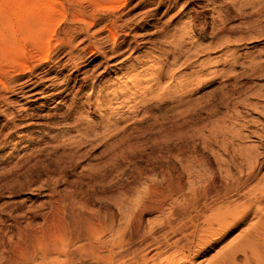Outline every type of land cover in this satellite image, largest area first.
<instances>
[{"label": "rangeland", "instance_id": "rangeland-1", "mask_svg": "<svg viewBox=\"0 0 264 264\" xmlns=\"http://www.w3.org/2000/svg\"><path fill=\"white\" fill-rule=\"evenodd\" d=\"M51 1L56 16L51 36L44 35L50 61L34 72L46 74L40 86L27 94L31 87L19 76L10 91L0 87L8 104L0 102V262L17 230L66 241L57 225L70 209L113 218L104 239L123 232L125 249L136 252L152 229L156 237L163 232L168 201L159 211L135 210L141 200H162V175L180 180L183 193L209 181L221 185L230 174L244 180L249 167L241 154L249 151L256 167L247 188L217 204L213 230L170 264H264V14H254L251 3L241 15L231 0ZM5 2L0 29L12 34L15 4ZM194 5L221 17L196 16ZM116 18L115 38L103 28ZM83 20L91 24L86 30ZM21 45L45 50L38 42ZM7 67L0 60V79L8 78ZM96 96H105L100 106ZM105 112L108 123L100 120ZM129 191L133 196H119ZM119 202L127 203L124 213Z\"/></svg>", "mask_w": 264, "mask_h": 264}, {"label": "bare ground", "instance_id": "bare-ground-1", "mask_svg": "<svg viewBox=\"0 0 264 264\" xmlns=\"http://www.w3.org/2000/svg\"><path fill=\"white\" fill-rule=\"evenodd\" d=\"M2 1L3 3L5 1H7L5 3H8L9 1V3L12 2L15 4L14 7L12 6V9L10 6L9 7L11 9V12H13V14L17 17L16 21L18 22V31L15 30V32L13 31L14 33L12 34L4 33L7 31L6 29H13V25H7V21L4 22L7 23L4 26V30L6 31L2 32L1 29L3 28L0 29V60L1 62H5L8 66L6 72L4 73L8 76V78L5 80L3 78L0 79V87L3 91L8 92L12 89L10 88V85L16 83V78L22 76L27 78L23 85L31 87L30 91H26V93L28 94L40 86V80H42L43 76L46 75L41 74L40 76L38 74L36 75L34 72H36V70L43 65L47 64L48 61H50L48 52L49 40L47 39V41L45 38H50L51 36V17L56 14L53 7V1L40 0L43 4L42 9L39 8V0H37L36 3H32V1L30 0ZM126 1L127 0H112V2H114V4H112L113 6H117V4L119 6H122L126 4ZM232 1H237L239 3L235 4L239 5V8H237L238 10H241L240 14L243 11L242 8L244 7L245 9V7H248V5L251 6V3L254 8V14H264V0H231V2ZM231 2L229 1V3ZM208 3L211 2L209 1ZM212 6L213 7L210 8L213 9L214 5ZM212 9L207 8V6L203 7L200 5H194L192 8V12L196 16H201V18L203 19L211 16V20H213L214 22V19L216 17L217 19L220 18L221 15L217 14V16H215L214 13L217 12H210L212 11ZM0 12L2 11L0 10ZM38 15L40 17H38ZM213 15L215 18L213 17ZM78 21V24L82 22L79 19ZM111 21V25L104 26V28H102L103 30H105L104 32L107 33L106 35L109 36L111 34V37L113 35V37L116 38L119 34L114 29H116V26L120 27V25L117 24L118 18L114 20L111 19ZM4 23L2 24L4 25ZM90 25L91 24L83 20V27L85 26L83 30H86L88 27H90ZM72 29H74V31H77L76 27ZM115 31L117 32V36L115 34ZM48 32L50 36L46 35L45 37L44 35ZM69 32L70 31H68V33ZM80 32L81 31H79L78 33ZM72 33L74 34L75 32ZM122 35L125 36V34ZM181 38L183 39L184 35H182ZM31 41L34 43L38 42V44H40V46L45 49H43L44 52H42L41 48V51H39V46L37 48V53L28 52L26 50L27 48L21 45L23 42L28 43ZM48 71L49 70H47L46 72L48 73ZM154 74L160 79L161 72L159 73V70L154 72ZM187 81L188 80H186V82ZM22 89H18L19 91H17L16 94H19L23 97L25 94L23 93ZM5 92L0 91V102H6L7 104V99L5 100L3 98V93ZM32 95L33 94H30L28 95V97ZM104 97L105 96H96L95 106H100L105 99ZM125 103H127V101ZM104 114L105 115H103L100 120H103L104 122V119H106L105 123H108L109 116L107 117L106 112ZM248 152L249 151H246L245 153L241 154L242 160L244 161V163H247L249 167L246 178H244V180L241 177L230 174V181H225V183H222L221 185H217L214 181H209L208 186L199 191H197L195 188H191L190 192L183 193V185L180 180L174 177L172 178L169 175V177L162 175L159 183L160 186L156 188V190H159V193L162 195V200L149 199L148 202L150 203L141 200L140 202H137L135 204V210L140 212H144L147 210L159 211L162 207L163 201H168L169 212L166 216L162 217L159 222V227L163 230V232L159 237H156L154 236V229H152L148 234V237L143 236L141 238V240L145 242L144 246L136 252L134 251L133 253H128L125 249L124 244L126 242V239L123 232H118L115 237L109 236L110 238L104 239L106 234H110L113 232V218H111L107 222L105 220L101 221L98 216L80 212L75 213L72 209H70L68 211V217L62 218V220L58 221L57 225L59 230L63 231V233L66 232V241H63L61 237L55 236V233L52 235H47L45 232L42 233L41 231L24 232L17 230V240L11 242L9 248L4 247L1 250L0 264H82L83 262H87L88 264H157L158 261L156 259L159 258L161 254L166 252H170L168 254V257H166L164 261L161 260L159 264H170L176 256L186 257V253L190 252L193 244H195L196 241H198L204 233L209 234V231L213 230L212 228H208L212 227V224L217 221L219 217L218 212L221 211L222 208L217 204L228 200L234 194L247 188V180L250 176L253 175L256 167L255 156L252 153ZM227 171L228 169L225 170V172ZM200 175L201 174H199L198 177H200ZM210 193L213 194L212 198L207 197ZM131 195L133 196L131 191H129L128 193L120 192L119 194V196H123L126 198H128L129 196L131 197ZM143 195L145 196V192ZM176 196L181 197V203L178 204V200L175 199ZM118 205L119 211L121 213H124L122 210L126 208L125 205H127V203L123 205L122 202H119ZM243 206L247 208L249 205ZM243 206H241L242 208L234 206V208L244 210L245 208H243ZM224 207L230 208L231 206L229 204L227 205L226 203ZM134 227L135 233L138 236L141 230L140 219H138L136 223L134 222ZM37 232L41 233V235L37 236Z\"/></svg>", "mask_w": 264, "mask_h": 264}]
</instances>
